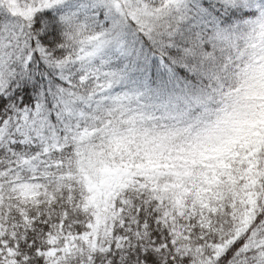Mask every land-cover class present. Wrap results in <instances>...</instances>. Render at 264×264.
<instances>
[{
    "label": "snow or ice",
    "instance_id": "snow-or-ice-1",
    "mask_svg": "<svg viewBox=\"0 0 264 264\" xmlns=\"http://www.w3.org/2000/svg\"><path fill=\"white\" fill-rule=\"evenodd\" d=\"M0 264H264V0H0Z\"/></svg>",
    "mask_w": 264,
    "mask_h": 264
}]
</instances>
